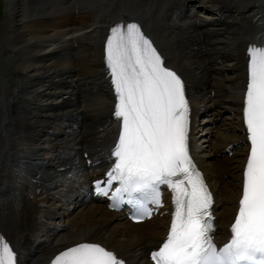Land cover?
I'll return each mask as SVG.
<instances>
[{
	"label": "bare ground",
	"instance_id": "1",
	"mask_svg": "<svg viewBox=\"0 0 264 264\" xmlns=\"http://www.w3.org/2000/svg\"><path fill=\"white\" fill-rule=\"evenodd\" d=\"M122 1H13V14L6 25L12 29L5 45L13 66L3 69L0 62V79L5 82L0 92V235L14 249L16 264H52L60 252L80 243L99 244L124 264H152L150 252L168 235L174 211L169 198L165 202L172 210L161 221L121 224L107 233L112 221L128 220L127 215L111 212L103 204L105 201L93 200L87 193L89 183L109 169L110 154L106 149L118 139L115 135L119 122L112 117L115 94L104 54L110 29L117 24H138L164 66L177 73L185 84L190 109L188 150L206 172L204 181L214 182L217 202L212 210L217 219L213 220L212 234L219 243L224 242L235 220L250 151L243 118L248 48H264L253 38L252 26L254 17L264 14V7L254 16L251 13L258 7L251 0H210L207 2L216 8L215 16L203 19L190 9L196 0H170L160 12L164 16L155 17L152 27L149 25L155 34L144 14L129 9L116 12L115 7L121 8ZM20 2L22 5L17 6ZM161 6L156 4L154 10L152 6V11H161ZM204 9L203 6L201 11ZM19 19L21 25L15 28ZM26 60L44 64L27 66ZM204 100L211 105L199 112ZM216 106L223 110L218 112L219 117H233L234 131L229 125L220 131L217 125L213 131L205 129L217 120L202 118L209 109L216 111ZM209 132L216 135V149L209 159L213 162L230 154L227 149L231 148L234 156H243L237 161L239 164L230 167L227 158L214 161L212 168L201 166L196 153L202 149L200 139ZM65 139L68 142H63ZM22 145L35 146L32 159L43 173L21 167L18 152L13 151ZM221 145L224 148L217 150ZM244 146L248 149L242 152L239 147ZM80 150V158H76ZM44 152L54 155L46 161ZM72 154L76 159L69 161ZM88 159L92 165H87ZM99 161L105 167L95 172ZM224 172L233 175L237 182L233 189L223 187L221 179L227 176ZM5 181L7 184H1ZM68 203L75 207L64 212ZM88 203L98 205L90 207ZM226 204L230 207H224ZM220 207H224L223 213ZM78 210L79 216H84L82 222H65ZM43 220L47 225L56 222L47 233L52 239L63 230L68 234L56 245L51 244V239L45 246L46 242L36 238L40 237L37 231L47 226ZM61 220L65 223L61 224ZM145 225V234H138L137 229ZM120 235L131 239L120 240Z\"/></svg>",
	"mask_w": 264,
	"mask_h": 264
},
{
	"label": "snow or ice",
	"instance_id": "2",
	"mask_svg": "<svg viewBox=\"0 0 264 264\" xmlns=\"http://www.w3.org/2000/svg\"><path fill=\"white\" fill-rule=\"evenodd\" d=\"M104 54L120 133L112 167L96 182L97 194L108 195L105 189L118 183L113 196L140 219L151 215L146 205L162 203L161 186L172 192V220L166 239L151 253L154 264H264V48H248L243 118L250 151L231 238L219 249L211 236L212 197L188 150L190 109L182 78L164 66L134 22L110 29ZM0 264H16L2 235ZM52 264L124 262L99 244L80 243Z\"/></svg>",
	"mask_w": 264,
	"mask_h": 264
},
{
	"label": "rangeland",
	"instance_id": "3",
	"mask_svg": "<svg viewBox=\"0 0 264 264\" xmlns=\"http://www.w3.org/2000/svg\"><path fill=\"white\" fill-rule=\"evenodd\" d=\"M13 1L14 0H0V62H1V67L3 68V69H6V68H10V67H12L13 66V63H12V61H11V58H12V55L11 54H8V53H6V50H5V45H6V43H7V40H9L10 39V37L9 36H6L7 35V33H8V31H9V29H12V28H8V26H6L7 25V22L10 20V18H11V15L13 14L12 12V9L14 8V3H13ZM20 1H23V0H20ZM169 1L170 0H123V3H124V7H125V9H129V10H132V12L133 13H137V12H140L141 14L140 15H143L144 14V16H146V17H148L149 18V24H148V27L150 28V26H151V24H153V22H152V20L155 18V17H157L158 16V14H159V12H162V11H164V9H166V7H167V5L169 4ZM210 1V0H196L195 1V3H194V7H190V9L191 10H193V12L194 13H196V14H198V16L200 17V18H203V19H211L212 17H214L215 16V7H213V5H209V3L208 2ZM240 1V0H239ZM249 1V0H248ZM252 2H255V4L257 5V9H255L254 10V12H252L251 14L253 15L254 14V16H256L257 14H258V11H260L259 9L263 6L264 7V0H251ZM147 3V4H146ZM156 4H159V5H162L163 4V6H161L160 8H161V11H159L158 12V14L157 13H155V12H150V8H152V6H153V10H154V6H156ZM22 5V2H20V3H18L17 4V6H21ZM207 5V6H206ZM144 6V7H143ZM205 7L206 9H204V10H202L201 11V8L202 7ZM158 8H159V6H157ZM164 7V8H163ZM116 8H117V6H116ZM156 9V8H155ZM11 10V11H10ZM145 10H149V11H147V12H145ZM152 10V9H151ZM211 11V12H210ZM264 17V14H260L259 16H257V17H254L255 19H254V21H253V24L254 25H252L253 26V31H254V29H255V22H258V24L260 23V19L259 18H261V17ZM213 19V18H212ZM262 19V18H261ZM264 19V18H263ZM18 22H16L14 25H16V27L15 28H18L19 27V25H21V22H20V19L19 20H17ZM148 21V20H147ZM18 25V26H17ZM150 25V26H149ZM152 27V26H151ZM156 29H159L158 27H155ZM150 29H152V28H150ZM153 30V29H152ZM154 31V30H153ZM154 33L156 34V32L154 31ZM158 35L160 36L161 34H159L158 33ZM162 39H166V37L165 36H162ZM54 44H53V48H54ZM26 63V65L27 66H29L30 64H32V66H40V65H43L44 63H39L37 60L36 61H32L31 62V60H26L25 61ZM4 84H5V82L2 80V79H0V92H1V89L3 88V86H4ZM3 85V86H2ZM214 101H216V100H214ZM207 105H211V104H209V101H207V100H204V101H202L201 102V104H199V112H201V111H206L207 109H206V106ZM215 108H217V110L215 111H213L212 112V110H210L209 109V111H208V113L206 114V117L204 116L203 118H202V120L203 119H206L205 121H207V120H209V121H213L214 119L215 120H217V121H215V123L214 122H210L209 123V125H207L206 126V130L208 131H210V130H212L213 131V129L215 128V126L214 125H217L216 127H217V131H220V130H222L223 128H225V127H228L227 125H229V127L232 129V131H234L235 129H236V127H235V125L233 124V122L231 121L232 120V116L230 115V114H225L224 116H222V117H219V115H217L218 114V112H220V111H223L221 108H220V106H216ZM214 113V114H213ZM231 117V118H230ZM213 125V126H212ZM231 125H232V127H231ZM228 127V128H229ZM203 131H204V128L202 129ZM208 135H204V137H202L201 139H200V142H199V144H200V146H202V149L198 152V153H196V157L200 160V164H201V166H203V168H207V167H209V168H212V167H210V165L212 164V163H214V161H219V159H221V161H224V159L226 160L227 158L228 159H230L229 161H228V163H230V167H234V166H236L237 164H239L237 161L239 160V159H242L243 158V156H229L230 154H226V155H224V156H220V157H218V158H216L215 160L213 159V162L211 161V159H209V157H212V155L214 154V151H215V146H216V144H215V142H216V140H215V137H216V135L214 134V135H212V134H210V132L209 133H207ZM204 141V142H203ZM212 141V142H211ZM63 142H68V140L67 139H65ZM224 145H221V146H218L217 147V150H218V148L220 149H222V148H224L223 147ZM16 148H18V149H16ZM15 148V150L13 151V153H16V152H18V160H20V165H21V167L23 166V168H26V169H28V170H35V171H37V172H39V173H41V171L43 170V169H41L40 170V167L39 166H36V164H35V161H34V159H32V155H33V152H34V148H35V146H30V145H22V146H18V147H16ZM214 148V149H213ZM99 148H97L96 150H98ZM16 151V152H15ZM81 151V152H80ZM79 152L80 153H78V156L76 157L75 155H71V156H69V161H73L74 160V158L76 157V158H80V155H81V153H82V150H80ZM222 151V150H221ZM53 153H43V156L42 157H44L45 158V160L46 161H48L49 159H51L52 157H53ZM22 156V157H21ZM74 157V158H73ZM27 158V159H26ZM32 160H31V159ZM75 158V159H76ZM26 159V160H25ZM218 159V160H217ZM202 160H204V161H202ZM21 161H23V162H21ZM202 162H204V164H202ZM22 163H23V165H22ZM234 164V165H233ZM35 165V166H34ZM49 165H50V163H49ZM32 167V168H31ZM35 167V168H34ZM50 167V166H49ZM48 169V168H47ZM221 169V168H220ZM211 170V169H210ZM46 172L48 171V170H45ZM50 171H48L47 173H49ZM211 172V171H210ZM42 173H43V171H42ZM206 173V172H205ZM225 174H227L226 172H224ZM229 174V173H228ZM227 174V176H225L224 178H222L221 179V182H222V185H223V187H226V188H230V189H233V187H234V185L237 183V182H234V180H233V175L231 176V175H228ZM6 182V181H5ZM5 182H2L1 184H7V182L5 183ZM209 182V184H210V186L212 187V189H213V184H214V182H213V180H210V181H208ZM215 192V191H214ZM97 203H88V205H91L90 207H95V206H92V205H96ZM98 205V204H97ZM74 207H75V205L74 204H71V203H68V205H66L64 208H63V211L64 212H67V211H72L73 209H74ZM224 207H226V208H228V207H230V204H226ZM224 207H220V209H219V211H220V213H223L224 211H225V209H224ZM71 209V210H70ZM222 211V212H221ZM79 213H80V210H78V211H76L75 213L73 212V214L74 215H72V216H70V218L69 219H67V220H65V222H67L68 223V221L69 220H73V219H77V221H80V222H82V220L84 219V216H79ZM84 213H86V212H84ZM66 217H67V215H66ZM65 219V218H64ZM63 219V220H64ZM63 220H61V222L63 221ZM161 221V220H160ZM43 222L45 223L44 225L46 226L47 225V222L45 221V220H43ZM64 222V221H63ZM61 223V224H64V223ZM159 222V221H158ZM59 223V222H58ZM121 224H125V226H127V225H130L129 224V222L127 221V220H118V221H112L111 223H110V225L108 226V229H106V232L108 233L109 231H111L112 229H114L116 226H118V225H121ZM56 225V222H52L51 224H48L47 226H46V228L44 229L45 230V232H44V230H43V232H42V230L41 231H37V236H40V237H36V238H38V240L39 241H44V242H46V245L45 246H48L49 245V242H50V240L52 239L51 238V236H49L47 233H48V230L50 231V229H51V227H54ZM49 226V227H48ZM48 227V228H47ZM145 227V228H144ZM148 228V226L147 225H145V226H143L142 228H138L137 229V231H138V234H140V235H144L145 233H143V232H145V230ZM161 230V229H160ZM47 231V232H46ZM135 231V230H134ZM143 233V234H142ZM68 234V232L66 231V230H63V231H61L60 232V234L58 235V236H56V238H53V239H55L54 241H53V239H52V245H56V243H57V241L58 240H60L62 237H64V236H66ZM107 235V234H106ZM118 238H120V240H126V241H129V239H131V238H129V237H127L126 238V236H121L120 235V237L118 236ZM139 238H136V240H138Z\"/></svg>",
	"mask_w": 264,
	"mask_h": 264
}]
</instances>
